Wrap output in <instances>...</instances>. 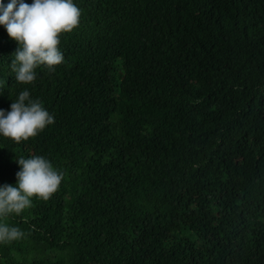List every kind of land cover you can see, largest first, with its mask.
I'll use <instances>...</instances> for the list:
<instances>
[{
    "label": "trees",
    "instance_id": "trees-1",
    "mask_svg": "<svg viewBox=\"0 0 264 264\" xmlns=\"http://www.w3.org/2000/svg\"><path fill=\"white\" fill-rule=\"evenodd\" d=\"M73 3L63 62L31 84L0 25V109L28 90L55 120L0 135V186L21 157L63 173L0 217L25 234L0 264H264V0Z\"/></svg>",
    "mask_w": 264,
    "mask_h": 264
},
{
    "label": "clouds",
    "instance_id": "clouds-1",
    "mask_svg": "<svg viewBox=\"0 0 264 264\" xmlns=\"http://www.w3.org/2000/svg\"><path fill=\"white\" fill-rule=\"evenodd\" d=\"M81 10L73 0H33L29 5L11 0L0 6V25L16 41L15 59L11 61L15 79L22 84L36 80L35 69L46 65L49 70L63 62L59 50L60 34L71 32L79 26ZM54 117L39 100L30 98L28 90L20 92L11 103L10 111L0 109V135L19 143L35 137ZM20 171L16 173L17 185L0 186V217L9 213L20 214L32 206L31 198L48 200L59 189L63 173L42 156L16 159ZM17 227L0 224V242H11L24 237Z\"/></svg>",
    "mask_w": 264,
    "mask_h": 264
}]
</instances>
